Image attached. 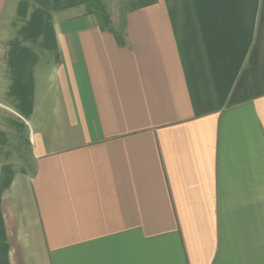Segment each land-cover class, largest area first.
<instances>
[{
  "label": "crops",
  "instance_id": "0c3cea01",
  "mask_svg": "<svg viewBox=\"0 0 264 264\" xmlns=\"http://www.w3.org/2000/svg\"><path fill=\"white\" fill-rule=\"evenodd\" d=\"M76 8L34 67L10 263L264 264V0H154L121 41Z\"/></svg>",
  "mask_w": 264,
  "mask_h": 264
},
{
  "label": "trees",
  "instance_id": "16d2710c",
  "mask_svg": "<svg viewBox=\"0 0 264 264\" xmlns=\"http://www.w3.org/2000/svg\"><path fill=\"white\" fill-rule=\"evenodd\" d=\"M139 3L134 9L151 5L154 0H140ZM32 4L35 7L30 12ZM81 5H86L88 13L99 18L101 27L112 31L121 41L126 29V20L123 27L116 31L112 27L110 14L101 0H20L17 16L23 23L19 32L22 41L40 42L43 49L55 52L58 60L53 13ZM38 61L39 56L30 48L23 46L20 40H15L10 44L7 66L11 85L8 94L15 100L16 110L26 120L33 113L35 92L33 68ZM28 145L30 147L29 141ZM14 175L15 172L9 166L0 169V264H11L9 259L10 244L1 205L3 194L10 187Z\"/></svg>",
  "mask_w": 264,
  "mask_h": 264
},
{
  "label": "rangeland",
  "instance_id": "374dc122",
  "mask_svg": "<svg viewBox=\"0 0 264 264\" xmlns=\"http://www.w3.org/2000/svg\"><path fill=\"white\" fill-rule=\"evenodd\" d=\"M101 1L105 4L110 14L112 27L115 30L123 27L127 13L140 4V0ZM34 7L35 5L32 4L30 12H32ZM76 9L78 12L89 11L86 5L77 6ZM22 26L23 23L16 15L15 18L9 21L6 32L0 36V69L1 73L6 74V80L10 85L7 60L9 46L13 41L20 40L23 46L33 50L39 56L38 62L57 61L56 53L43 49L40 46V42H23L19 34ZM22 124L25 126H21ZM28 139L29 128L27 120L16 110L15 100L6 92L0 97V169L9 166L14 172L21 170L33 172V160Z\"/></svg>",
  "mask_w": 264,
  "mask_h": 264
}]
</instances>
